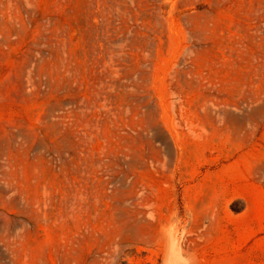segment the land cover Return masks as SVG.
I'll return each instance as SVG.
<instances>
[{
    "label": "rangeland",
    "instance_id": "rangeland-1",
    "mask_svg": "<svg viewBox=\"0 0 264 264\" xmlns=\"http://www.w3.org/2000/svg\"><path fill=\"white\" fill-rule=\"evenodd\" d=\"M0 264H264V0H0Z\"/></svg>",
    "mask_w": 264,
    "mask_h": 264
}]
</instances>
